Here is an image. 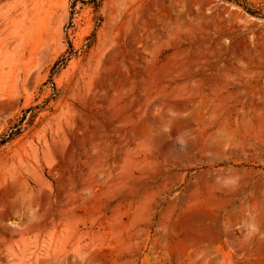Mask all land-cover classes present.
I'll use <instances>...</instances> for the list:
<instances>
[{"label":"rangeland","instance_id":"rangeland-1","mask_svg":"<svg viewBox=\"0 0 264 264\" xmlns=\"http://www.w3.org/2000/svg\"><path fill=\"white\" fill-rule=\"evenodd\" d=\"M70 12L0 0V264H264V0Z\"/></svg>","mask_w":264,"mask_h":264},{"label":"trees","instance_id":"trees-1","mask_svg":"<svg viewBox=\"0 0 264 264\" xmlns=\"http://www.w3.org/2000/svg\"><path fill=\"white\" fill-rule=\"evenodd\" d=\"M101 1L102 0H70L71 12H70L69 22H68L67 26L71 27L73 10H74L77 2H80L83 5L89 6L92 9L93 14H97L98 9H99L100 4H101ZM245 10L249 14H254V12H252L250 9H248L246 7H245ZM94 19L96 21L95 27H98L100 22H101V18L96 15ZM92 38H93V35L86 39L87 40V44L85 45L86 50L89 49L91 44L93 43ZM67 44H68L67 51L62 56H60L58 58V60L51 67L50 76H49V82L50 83H51V77L54 74H57L61 69H63L65 67L66 63L71 59V57L76 55V52L73 50L71 43L68 41ZM51 86H52V94L46 101L43 102V106L46 105V103H48L49 100L55 99L57 97L55 87L52 83H51ZM43 106H35V107L28 108V109L22 111V116L18 119V122H16L11 127H9L8 131H6L4 134H2L0 136V147L5 145L6 143L11 142L12 140L17 138L21 134V128H22L23 122L26 119L27 114H29V116L26 119V124L29 125L35 117L34 111L41 109Z\"/></svg>","mask_w":264,"mask_h":264},{"label":"water","instance_id":"water-1","mask_svg":"<svg viewBox=\"0 0 264 264\" xmlns=\"http://www.w3.org/2000/svg\"><path fill=\"white\" fill-rule=\"evenodd\" d=\"M166 107L172 113L180 115L189 110L188 106L185 103H167Z\"/></svg>","mask_w":264,"mask_h":264}]
</instances>
